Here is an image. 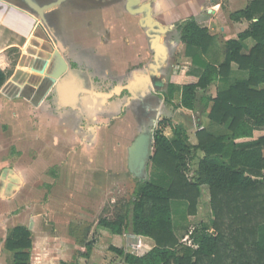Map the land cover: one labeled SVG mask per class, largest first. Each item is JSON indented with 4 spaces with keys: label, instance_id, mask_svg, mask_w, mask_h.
I'll return each mask as SVG.
<instances>
[{
    "label": "crops",
    "instance_id": "obj_1",
    "mask_svg": "<svg viewBox=\"0 0 264 264\" xmlns=\"http://www.w3.org/2000/svg\"><path fill=\"white\" fill-rule=\"evenodd\" d=\"M250 1L141 0L151 5L152 19L168 28L158 43L166 57L158 75L163 76L170 59H181L185 64L182 73L189 80L183 82L181 74L171 75L170 84L197 82L202 69L192 63L194 51L186 48L179 36V26L189 18L205 27L212 37L203 57L214 65L221 63L225 42L248 26L247 20L235 21L230 16L245 9ZM125 6L123 0L73 18L63 30V49L56 46L65 62L62 69L53 46L47 66L22 65L24 56L33 62L42 58L39 51L24 49L29 31L38 24L33 23L28 30L23 18L13 20L5 11L0 12V69L8 73L0 88V264H12V252L5 248V240L17 226L26 227L30 233L28 264H126L123 259L111 257L116 254L109 250L110 245L137 256L154 247L149 237L114 235L97 226L100 217L90 220L92 212H101L103 202L91 187L105 184L108 169L121 170L123 153L113 142L118 138L123 144L128 139L115 138L106 126H101L115 117L108 110L97 113L101 119L92 131L86 129L90 100L97 103L100 97L105 104L111 97V93L103 97L93 82L102 74L113 83L131 73V82L135 83L137 77L151 71L157 51L150 43V29L143 26V15L130 13ZM14 48L19 53L15 63L9 54ZM57 70H61L59 76L51 78L49 74ZM214 83L217 85L212 97L219 86V82ZM130 117L131 111H127L122 119ZM92 176L97 177V183ZM84 221L89 223L82 225ZM176 225L174 218L175 234ZM95 232L98 237L93 235ZM176 235L182 242L186 237ZM93 238L97 239L95 244L88 257H83L85 243ZM6 252L11 253L10 257Z\"/></svg>",
    "mask_w": 264,
    "mask_h": 264
},
{
    "label": "trees",
    "instance_id": "obj_2",
    "mask_svg": "<svg viewBox=\"0 0 264 264\" xmlns=\"http://www.w3.org/2000/svg\"><path fill=\"white\" fill-rule=\"evenodd\" d=\"M230 17L245 19L248 26L225 42L224 59L218 65L203 57L212 41L207 29L194 18L179 26L180 41L194 51L191 61L202 71L195 83L169 84L166 102L177 94L178 108L192 111L200 104L210 127L197 129L195 144L182 127L173 128L171 136L156 129L148 176L136 179L131 199L112 217L98 219L97 226L111 234L154 241L141 256L110 245L109 250L126 264H264V133L254 135L264 131V0H251ZM247 39L254 41L252 46H246ZM7 77L0 69V88ZM216 81L215 97L197 98L199 90ZM197 152L202 155L188 177L187 161ZM155 176L161 180H151ZM203 185L209 189L212 219L195 227L187 244L175 234L173 203L186 205L183 219L194 214ZM96 240L85 243L83 257H88ZM5 248L12 252V264H28L27 228H12Z\"/></svg>",
    "mask_w": 264,
    "mask_h": 264
},
{
    "label": "rangeland",
    "instance_id": "obj_3",
    "mask_svg": "<svg viewBox=\"0 0 264 264\" xmlns=\"http://www.w3.org/2000/svg\"><path fill=\"white\" fill-rule=\"evenodd\" d=\"M4 1L5 0H0V12L5 11L7 14L10 15L13 20L23 18L24 20L22 23L28 25V30L33 23L38 24L37 27L35 26L31 31H29L27 35L26 44L24 45V49H28L29 52L39 51L41 53L42 58L33 62L31 61V58L29 56H24L21 61V64L34 68L47 66L49 63V54L51 53V47L53 46L56 49V45L49 37L46 36L47 31L45 26H41L39 17L34 12L30 11L28 8L24 7L23 5H19L14 1H12V6H9ZM72 6L73 5L62 4L55 12L58 16V20L60 25L62 26V29H66V25L74 21L73 18L68 16V10ZM253 43L254 41L252 39L246 40L247 46H251L253 45ZM9 54L12 61L14 63L17 62L19 56L18 50L15 48L11 49ZM46 59L47 61L44 65L43 63ZM184 66L185 64L182 63L181 59H170V62L164 69L162 76L163 85L160 90H156V93L160 96L161 101L157 105L158 117L156 118L154 131L156 129L162 128V131L165 135L171 136L173 128L182 127L188 134L189 142L191 144H194L197 143V138L195 136V132L197 131V129L201 127H210L208 119L206 118V114L204 111H202V106L200 104H197L198 108L192 111L185 110L181 107L178 108L177 104L179 103V98L177 94L174 95V98L170 103L166 102V92L167 87L170 84L171 75L181 74L184 77V80H182L183 82L189 80V78H186V75L184 76V74L182 73V71L185 70ZM216 85L217 84L214 83L207 90H199L197 93V98L199 99L200 97L205 95H213L215 93ZM91 116H94V118H92ZM85 117L86 121L84 122V125H86L87 130H92V127H94V125H96V123L101 119V116L99 114H91L89 112H87ZM109 131L114 136H116L115 138L124 137L125 139H128L124 140L123 144H121L118 138L113 142L114 146L122 150L123 153L121 158V170L108 169L106 171L105 184L99 187L97 186L98 184H93L91 187L92 193L96 191V195L102 196L103 198L102 208L100 210L101 212L99 214L92 212L93 216L90 218V220H92L93 222L97 221V219L103 216L104 214H106L107 217H112L122 204L126 203L127 201H129V199H131L137 183V178L133 177L126 167V147L131 141V138L134 137V135L136 134V128L134 126L133 117H130L127 120L120 119L113 121L111 127L109 128ZM258 133H264V131H258ZM201 155L202 153L197 152L193 158L188 159V177H192L197 167V159ZM110 157L114 159L113 154H111ZM93 172L94 171H92L91 174H94ZM99 173L101 172L95 174L97 175ZM94 178L95 177L92 176V179ZM151 180L159 181L161 180V178L155 176L154 178L152 177ZM94 182L97 183V177L95 178ZM209 198V189L206 185H204L202 187L200 197L197 202L195 213L188 215L185 219L182 218V213L186 212V205L173 203V209L175 210L174 218L177 222L176 227L178 229V233L176 231V234H179V237H183L184 234L186 235L183 240L184 243L190 244L188 235L195 227L199 226L200 224H209L211 222L212 213L209 205ZM88 223V221H84V224L82 225H86ZM211 232L213 231L211 230ZM93 235L95 237L99 236L96 232ZM109 236L112 237V235L110 234ZM104 249L105 248H102L101 251H104ZM6 253L8 257H10L11 253ZM111 257L122 260V258L117 255ZM101 263L104 264V262Z\"/></svg>",
    "mask_w": 264,
    "mask_h": 264
},
{
    "label": "flooded vegetation",
    "instance_id": "obj_4",
    "mask_svg": "<svg viewBox=\"0 0 264 264\" xmlns=\"http://www.w3.org/2000/svg\"><path fill=\"white\" fill-rule=\"evenodd\" d=\"M12 1L18 3L19 5H23L30 11L34 12L39 17L41 26H45L47 31L46 36L49 37L57 46V41L65 38L64 29H62L58 16L55 13L62 4L73 5L68 10V16L75 18L81 15H88L92 9H98L104 5H115L123 0H65L58 6L45 10L42 17L38 15L36 10L32 8L26 0H5L4 2L11 5ZM32 1L41 7L54 0ZM161 69L162 68H160V70ZM152 73L151 67V71L149 73H144L137 77L134 81L135 83H133L132 93H129L124 89V86L134 79V75L131 73L122 79L116 78L113 83H108V81L104 79L105 76L103 74L97 76L93 82L94 88L100 94L111 93V97L107 99L105 104L102 102L100 97H98L97 103L90 100L92 105L88 107L87 112L97 114L99 111L108 110L109 112L114 113L113 115H115V117L113 119H109L107 124H101V126H106L107 129L111 127L113 121L122 119L127 111H131V117L134 119L136 134L144 127H150L154 123L156 114H158L157 105L161 101V98L157 95L156 90H160L163 85L162 77L159 75L152 77ZM145 75L150 76L152 83L145 80ZM91 117L94 118V116Z\"/></svg>",
    "mask_w": 264,
    "mask_h": 264
},
{
    "label": "water",
    "instance_id": "obj_5",
    "mask_svg": "<svg viewBox=\"0 0 264 264\" xmlns=\"http://www.w3.org/2000/svg\"><path fill=\"white\" fill-rule=\"evenodd\" d=\"M28 4L36 10L40 17L43 16V12L45 10L52 9L53 7L58 6L65 0H54L48 4L43 6H39L32 0H26ZM125 7L127 11L130 13H134L135 15H143V26L150 29V43L156 48V55L154 56V62L152 63V77L158 75V71L162 66L165 64L166 57L163 48L158 47V43L160 41V35L163 33L164 30H167V27H162L160 22L157 20L152 19V11L151 5L149 3H142L141 0H124ZM138 5L137 9H133L134 6ZM57 47L62 50V43L57 41ZM159 49V50H158ZM55 57L57 58L58 62L60 63L61 69L64 68L65 62L58 51V49L54 50ZM61 70H57L52 74H49L51 78H57L60 74ZM145 80L149 83H152L150 76L145 75ZM133 83L130 82L124 89L127 90L129 93H132ZM101 95L105 98L110 96V93H101ZM158 114L155 116V120ZM154 123L150 127H144L140 130L136 136L131 141L130 145L127 147V157H126V166L129 173L137 178V179H145L147 176V165L150 161V157L152 155L153 149V141H154Z\"/></svg>",
    "mask_w": 264,
    "mask_h": 264
}]
</instances>
